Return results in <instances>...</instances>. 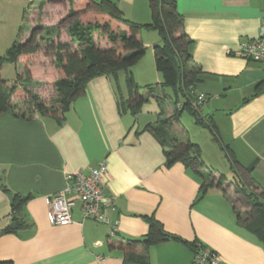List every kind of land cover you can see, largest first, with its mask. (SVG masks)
I'll return each mask as SVG.
<instances>
[{
	"label": "crops",
	"instance_id": "obj_1",
	"mask_svg": "<svg viewBox=\"0 0 264 264\" xmlns=\"http://www.w3.org/2000/svg\"><path fill=\"white\" fill-rule=\"evenodd\" d=\"M33 1L0 0V56L20 36L26 19L28 27L34 25L29 14ZM114 1L126 20L151 22L149 0ZM175 5L183 31L192 40L191 60L201 70L196 90L207 96L200 115L211 120L217 140L225 142L224 149L234 156L242 174L264 191V88L254 93L256 84H264V63L235 53L241 40L258 35L264 22V0H175ZM145 31L151 30L141 31L144 46L150 47V62L140 59L131 72L139 88L151 86L153 94L163 98L161 108L149 97L136 114L120 110L116 89L123 97L127 92L126 73L118 71L115 76L90 79L61 123L35 111L31 117L16 115L25 112L18 98H11L12 109L0 114V184L9 190L6 193L0 186V260L13 264H129L119 245L141 239L148 226L145 218L154 217L166 232L216 252L220 264H264V244L236 223L232 170H213L214 177L224 176L223 190L209 187L196 199V176L180 162L166 167L165 147L146 129L148 124L170 118L168 131L179 141L199 146L207 171L195 130L205 128L189 113L190 127L181 121L182 111L171 117L180 105L173 103L171 90L168 94L161 88L165 86L152 50L160 41L155 37L147 41L150 36ZM20 63L18 60L16 65ZM101 160L107 168L103 192L114 206L106 210L110 223L84 218L75 200L71 222L51 224L49 197L62 190L66 176L87 171ZM244 168L251 169L247 173ZM9 194L28 197L15 218ZM12 222L15 228L10 227ZM7 228L12 231H4ZM136 253L146 255L149 264H207L197 262L193 250L175 240L138 247Z\"/></svg>",
	"mask_w": 264,
	"mask_h": 264
},
{
	"label": "trees",
	"instance_id": "obj_2",
	"mask_svg": "<svg viewBox=\"0 0 264 264\" xmlns=\"http://www.w3.org/2000/svg\"><path fill=\"white\" fill-rule=\"evenodd\" d=\"M69 4L62 21H66L65 29L67 39L59 38L53 42L50 40L51 34L59 35V28L51 26L31 25L20 28V36L6 50L4 56H0V69L3 61L16 64L21 61L23 69L18 70L15 78L4 85L0 76V114L12 109L11 98L17 97L20 93L27 94V108L20 115L26 114L31 117L35 111L40 115H48L58 123L64 119L65 112L72 102L82 96L85 92L87 82L100 75H114L118 71H124L125 87L127 95L121 96L116 89L117 106L120 110H129L136 114L140 106L154 97L161 108L162 97L153 94V87L145 86L144 90L139 87L132 75L131 67L139 61L145 53V46L142 42V29L154 30L160 36V43L152 47L154 65L158 71L162 86L171 90L170 98L173 103H179L174 117L179 112L185 110L194 121L207 127L211 134L216 136L215 127L206 116H201L200 111L191 106L198 91L196 85L199 81L200 68L191 60L189 48L192 44L182 28V16L176 9L175 0H149L152 20L148 24H137L126 20L114 0H62ZM24 30H27L24 31ZM43 35L49 41V51L53 59L48 64H43L40 50V40ZM45 41V40H44ZM189 61V62H187ZM48 68V73L43 72ZM43 75L45 85L52 88L54 97L48 102L39 100L37 94L32 91L36 85L40 84L33 79ZM263 83L255 85L254 93L261 92ZM20 96V95H19ZM207 98V96H206ZM170 118H162L155 124H148V129L164 146L165 166L180 162L186 169L190 170L199 181L198 193L200 198L209 187H216L221 190L225 178L221 174L215 181L212 172L203 169L200 159V148L197 144L185 140L179 141L171 134L166 125ZM217 138V137H216ZM231 168L234 171L232 182L235 191L244 196L248 207L243 214L234 209L233 213L236 223L252 233L258 241L264 244V191L255 184L251 177L243 175L241 166L231 153H228ZM237 168V169H236ZM248 173L251 168H244ZM238 170V171H237ZM209 180V181H208ZM248 181V183H247ZM247 184L252 185L258 192L247 189ZM6 193L9 190L4 184H0ZM10 195V194H9ZM11 200V212L19 215L21 208L28 198L19 194H13ZM148 226L147 231L141 239L129 240L124 246V258L129 264H149L148 257L144 254H137L136 249H146L149 246L175 240L182 242L196 254L204 247L190 242L177 235L166 232L162 224L154 217L145 218ZM6 232H11L9 228ZM115 244H110L113 246ZM0 264H13L10 260H0Z\"/></svg>",
	"mask_w": 264,
	"mask_h": 264
},
{
	"label": "built area",
	"instance_id": "obj_3",
	"mask_svg": "<svg viewBox=\"0 0 264 264\" xmlns=\"http://www.w3.org/2000/svg\"><path fill=\"white\" fill-rule=\"evenodd\" d=\"M235 53L250 61L264 63V22L260 25L256 37L244 39L238 43ZM205 100L206 95L198 92L191 106L200 110ZM106 169V162L101 160L87 171L77 170L66 176L62 190L52 194L47 201V216L50 223L65 225L71 222V207L75 200H78L84 218L109 224L110 219L106 210L108 208L113 210L114 206L112 199L103 192ZM194 259L200 263L220 264V258L216 252L208 249L198 251Z\"/></svg>",
	"mask_w": 264,
	"mask_h": 264
},
{
	"label": "rangeland",
	"instance_id": "obj_4",
	"mask_svg": "<svg viewBox=\"0 0 264 264\" xmlns=\"http://www.w3.org/2000/svg\"><path fill=\"white\" fill-rule=\"evenodd\" d=\"M62 0H34L29 8V14L32 13V17L34 18L33 24H38L39 26H45L47 28H50L51 26H56L59 28V35L53 33L51 34L50 40H57L58 38L60 40L67 39L66 35V21L59 24V22L62 21V18L64 17V14L66 12V3L62 4ZM29 20L26 19L24 27H28ZM147 34H149L150 37H148L147 41H152L153 38H157L160 41L159 35L156 33V31H145ZM37 40H40V35L38 34L36 37ZM45 40V41H44ZM49 41L45 38L43 35V40H40L38 43L40 44V52L42 54V57L40 61L43 64H48L53 59L52 54L49 51ZM145 53L142 56L141 60L146 62V60L149 59L150 62V47L145 46ZM152 61V59H151ZM189 62V61H187ZM47 68V67H45ZM23 69V65L20 63L18 65L14 63L4 62L0 69V76L2 80L4 81V85L9 84L17 74L18 70L21 71ZM43 72L50 76V73L48 72V68L44 69ZM40 84L36 85L32 91H34L37 96L39 97V100L43 102H48L50 99H52L55 95L52 88L48 85H45L44 81L46 80L43 75H39L36 77V79ZM165 92L169 94L170 89L168 87H161ZM145 88H139V90H144ZM20 95V96H19ZM17 95V97L20 99L21 103L23 104V109L26 110L27 105V94L26 92L20 93ZM181 121L185 123L188 127L192 126L189 122H191V116L187 114V111H182ZM196 128V127H195ZM205 129H201L198 127L195 130L197 131L199 135V141L201 142V148H202V159L204 161V164L206 165V170L208 172H212L213 170L218 171L220 173H230L229 171L232 170L231 164H230V158L228 156V153L225 147V142L223 143L221 140H217L216 136L212 135L207 127H204ZM201 132V133H200ZM209 132V133H208ZM237 169V168H236ZM238 171V170H237ZM234 171L232 170L231 173ZM234 175V174H233ZM215 181L217 180V177L214 178ZM209 181V180H208ZM248 183V181H247ZM223 186V185H222ZM247 189L253 190L258 192L257 189H255L252 185L247 184ZM233 204L234 209L240 214H243L246 210H248V207L245 203L244 196L239 193L235 192L233 194Z\"/></svg>",
	"mask_w": 264,
	"mask_h": 264
},
{
	"label": "water",
	"instance_id": "obj_5",
	"mask_svg": "<svg viewBox=\"0 0 264 264\" xmlns=\"http://www.w3.org/2000/svg\"><path fill=\"white\" fill-rule=\"evenodd\" d=\"M12 195H8V198L11 200L12 199ZM10 227L11 228H15V223L14 222H12L11 224H10Z\"/></svg>",
	"mask_w": 264,
	"mask_h": 264
}]
</instances>
